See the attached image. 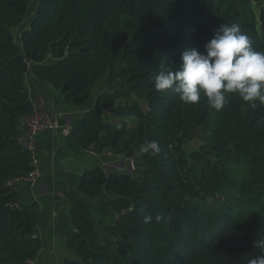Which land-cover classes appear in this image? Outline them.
<instances>
[{
    "label": "trees",
    "instance_id": "1",
    "mask_svg": "<svg viewBox=\"0 0 264 264\" xmlns=\"http://www.w3.org/2000/svg\"><path fill=\"white\" fill-rule=\"evenodd\" d=\"M31 2L0 0V264H29L43 247L39 205L17 203L6 184L32 169L18 142L35 103L24 90L29 70L85 109L109 71L119 86L98 94L72 136L98 155L141 158L137 176L98 165L70 189L65 242L76 257L63 264H249L264 254L253 247L264 237V105L230 94L217 111L152 80L161 64L178 70L186 49L204 51L223 23H238L264 52V0H38L25 23ZM149 140L159 153L139 152ZM88 199L116 213L115 244L98 233Z\"/></svg>",
    "mask_w": 264,
    "mask_h": 264
},
{
    "label": "clouds",
    "instance_id": "2",
    "mask_svg": "<svg viewBox=\"0 0 264 264\" xmlns=\"http://www.w3.org/2000/svg\"><path fill=\"white\" fill-rule=\"evenodd\" d=\"M152 80L157 91L171 90L186 104L198 103L203 95L209 107L219 111L229 103L230 94H237L256 107L257 101L264 105V52L255 50L252 38L238 23H223L204 44V51L186 49L178 70L161 64ZM159 151L156 140L145 141L139 148L141 154ZM152 219L145 216L144 222L150 223ZM161 219L160 215L155 217L157 222ZM253 247L264 253V237L254 240ZM249 264H264V254L254 257Z\"/></svg>",
    "mask_w": 264,
    "mask_h": 264
},
{
    "label": "crops",
    "instance_id": "3",
    "mask_svg": "<svg viewBox=\"0 0 264 264\" xmlns=\"http://www.w3.org/2000/svg\"><path fill=\"white\" fill-rule=\"evenodd\" d=\"M37 3H34V8L30 11L31 16ZM24 90L37 104L56 114L62 125L57 131L46 130L38 138L35 154L42 172L38 187L31 189L27 184L15 187L18 191L17 203L39 205L41 219L37 234L43 241L42 248L47 245L49 248L65 237L70 228V189L79 187L85 170L98 165L104 167L98 160L107 164L108 155L111 159L116 156L109 151L106 152L107 155L100 156L92 150H83L72 136L75 120L82 117L93 105L85 109L66 104L60 89L42 82L31 70L26 74ZM68 253L72 256L71 252Z\"/></svg>",
    "mask_w": 264,
    "mask_h": 264
},
{
    "label": "rangeland",
    "instance_id": "4",
    "mask_svg": "<svg viewBox=\"0 0 264 264\" xmlns=\"http://www.w3.org/2000/svg\"><path fill=\"white\" fill-rule=\"evenodd\" d=\"M38 0H32L30 11L34 8V5ZM35 3V4H34ZM30 11L28 16L25 19V23L31 19ZM17 32V31H16ZM107 71L97 82L96 86L92 91V97L90 100V105H94L95 100L99 93L113 90L115 87L119 86V83L110 84L108 82ZM201 144V134L200 132L196 133L194 137L187 141L184 145L187 152H191L194 149H198ZM107 152V151H106ZM106 152L103 155H107ZM114 155V154H113ZM101 156V155H100ZM116 156V155H114ZM100 163L106 171H122L132 173L134 176H137L140 172L141 158L139 156L133 158H127L125 156H116L115 159H111L108 155L107 164ZM88 205L91 209L93 218L96 223V229L100 236L111 244L117 242V238L114 235L113 227L116 224L117 215L113 210L108 207L102 199H88ZM48 251L50 253H48ZM68 251L71 252L72 256H69ZM75 254L66 246L65 237H62L57 243H53L48 248V245L45 248L40 250L39 256L36 260L30 262L29 264H63L65 258H74Z\"/></svg>",
    "mask_w": 264,
    "mask_h": 264
},
{
    "label": "built area",
    "instance_id": "5",
    "mask_svg": "<svg viewBox=\"0 0 264 264\" xmlns=\"http://www.w3.org/2000/svg\"><path fill=\"white\" fill-rule=\"evenodd\" d=\"M22 124L23 129L18 136V142L23 148L33 153L32 169L27 174L8 179L6 184L9 187L27 184L31 189H36L40 184L42 175L40 164L35 154L38 138L46 130L57 131L62 128V125L56 114L44 109L36 102L32 111L22 118Z\"/></svg>",
    "mask_w": 264,
    "mask_h": 264
}]
</instances>
